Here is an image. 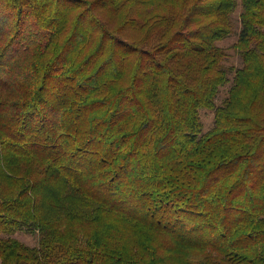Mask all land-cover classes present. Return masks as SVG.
I'll return each instance as SVG.
<instances>
[{
    "label": "trees",
    "instance_id": "obj_1",
    "mask_svg": "<svg viewBox=\"0 0 264 264\" xmlns=\"http://www.w3.org/2000/svg\"><path fill=\"white\" fill-rule=\"evenodd\" d=\"M0 264H264V0H0Z\"/></svg>",
    "mask_w": 264,
    "mask_h": 264
},
{
    "label": "rangeland",
    "instance_id": "obj_2",
    "mask_svg": "<svg viewBox=\"0 0 264 264\" xmlns=\"http://www.w3.org/2000/svg\"><path fill=\"white\" fill-rule=\"evenodd\" d=\"M241 6L242 5L240 3L239 7L237 8V10L235 11L233 15L234 24H235L234 31L232 32L230 36H228L227 38H225L224 40L218 43L221 47H224L227 52V58L224 60V64L227 65L228 67H238L241 65L240 55L235 46V44L237 43L239 39L240 32H241V18H240L241 11H242ZM228 88H229V85L225 86L222 89L221 93L219 94L220 98L226 95ZM202 116L205 122V128L209 129L212 126V122L214 120V113L211 111H204L202 113ZM19 237L23 241L29 244H35V242L37 241V238L31 234L21 233L19 234Z\"/></svg>",
    "mask_w": 264,
    "mask_h": 264
}]
</instances>
